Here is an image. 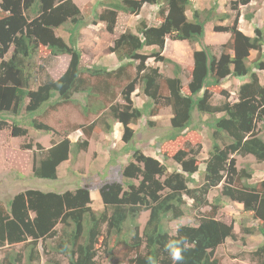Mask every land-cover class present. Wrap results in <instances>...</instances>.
Here are the masks:
<instances>
[{
	"label": "trees",
	"instance_id": "16d2710c",
	"mask_svg": "<svg viewBox=\"0 0 264 264\" xmlns=\"http://www.w3.org/2000/svg\"><path fill=\"white\" fill-rule=\"evenodd\" d=\"M250 1L231 0L230 9L235 11L231 24L213 26L215 31L230 33L217 55L203 44L208 21L230 18L228 13L216 12V1L198 9L192 7V0H99L102 10H95L90 22L103 23L110 34L116 28L118 12L139 15L146 4L157 7L158 22L141 18L135 29L118 34L110 48L115 64L82 67L76 39L88 20L73 0H0V128H10L13 136L26 135L23 124L48 133L53 129L37 119V115H45L46 108L80 103L84 114L102 110L98 120L76 126L84 139L72 142L64 135L46 149L36 144L40 157L34 162V177L56 179L57 167L70 155L87 149L97 126L111 134L113 122H119L121 140L127 147L136 134L132 125L156 115L161 106L171 110L170 127L162 141H175L200 128L207 129L210 139L200 182L193 175L199 173L196 156L201 144L193 147L186 141L171 155L180 170L169 171L164 162L142 148L129 152L130 160L120 170L123 180L98 187L100 209L91 206L90 182L62 192L26 189L16 193L5 207L0 204V247L25 244L23 253L10 256V263H20L22 255L26 264L38 261V241L55 236L49 248L65 256L67 264H101L99 248L117 264L120 259L127 264H172L164 246L180 237L188 241L183 264H222L214 252L227 238H235L233 225L215 216L225 197L240 203L242 216L257 222L252 229L244 217L240 221L245 223L244 233L257 231L263 237L251 255L255 264H264V178L251 181L254 169L248 164L238 167L235 158L252 156L264 162V86L257 74L264 69V28L255 26L249 36L237 26L238 7ZM63 24L69 25L67 40L56 34ZM166 37L200 45L192 51L193 65L186 82L181 65L162 54ZM40 46L50 56L67 55L69 60L58 78L45 73L32 87L35 67L42 69L36 64ZM146 47L151 49L148 55L143 52ZM251 50L256 52L253 59L249 58ZM147 57L170 63L172 74L164 75L157 66L147 65ZM232 77L249 79L238 86L234 100L220 88L222 80ZM138 86L140 105L133 97ZM215 90L224 98L217 104L210 101ZM75 94H82L83 104ZM6 114L11 115V125ZM203 115L207 119L201 120ZM161 158L169 156L163 153ZM218 185L220 192L209 201L210 189ZM185 196L196 212L201 213L204 206H209V212L201 213L194 224H178L171 232L167 222L185 215ZM143 211L148 217L140 227L138 218Z\"/></svg>",
	"mask_w": 264,
	"mask_h": 264
},
{
	"label": "rangeland",
	"instance_id": "374dc122",
	"mask_svg": "<svg viewBox=\"0 0 264 264\" xmlns=\"http://www.w3.org/2000/svg\"><path fill=\"white\" fill-rule=\"evenodd\" d=\"M99 0H73V2L81 9L83 16L88 20L87 25L79 30V34L76 39V45L80 49L81 59L80 65L82 67H90L92 65H112L114 64V55L110 51L114 38L122 31L126 29H135V26L139 19L146 18L151 19L154 23H157V7L143 5L139 15H133L123 12H118L117 24L112 34L105 30L104 24L101 22L91 23L93 12L102 10ZM108 1V0H103ZM216 0H192V7L196 5L201 7H209ZM231 0H218V5H222V9L229 11L230 19L228 21L231 24L235 11L230 9ZM238 13H240V20L242 28L245 30H253L255 26L264 28V0H255L250 5H240L238 7ZM250 14V18L245 16ZM191 16V13L188 12ZM215 22H211L206 25V34L208 36L215 37V30L213 26ZM68 24H63L56 29V34L62 36L65 40L68 39ZM165 49L162 54L165 57L173 59V57H183L184 71L182 73L183 81L186 82L185 76L188 75V57H191V50L188 44L181 43L166 37ZM203 44H206L205 37L203 38ZM214 53H219L221 50L220 44L212 45ZM151 49L146 47L143 52L147 55ZM256 55V52H252ZM254 57V56H252ZM181 59V58H180ZM69 56L59 55L50 56L48 50L40 46L37 56L36 64L41 65L42 69L35 67V79L32 87H35L44 79L45 73L51 78H58L66 69ZM174 60V59H173ZM264 60V56H263ZM176 61V60H175ZM147 65L157 66L161 73L164 75L172 74V65L165 62H156L152 57H147L145 60ZM131 75L134 73V69H130ZM235 84L231 85V90ZM140 87L138 86L133 92L134 101L136 105L142 103V99L138 97L137 93H140ZM229 99L234 100L236 98L235 93H229ZM74 97L84 103L82 94H75ZM223 96L219 90H215L212 93L211 102L213 104L223 101ZM118 101L121 99L118 97ZM102 111V110H101ZM86 113L81 110L79 104H65L59 106L55 110L46 108L44 114L37 115V119L48 124L53 131L44 132L41 130H35L27 125H22L27 129V133L24 136H13L10 132V128H0V204L6 206L8 200L12 198L16 193L24 191L26 189H37L40 191H54L62 192L64 190H73L80 185H84L90 182V197L92 199L91 206L94 209H100L102 207L101 200L98 194V187L104 182L122 181L120 176V170L124 163L130 160L129 152L135 148H142L145 154L154 156L161 162H164L169 171L180 170L179 164L175 163L171 155L179 148L183 147L186 141H189L193 147L197 144H201V150L196 156V163L199 169V173L193 175V177L200 182L202 174L200 171L204 169L205 160L207 158L208 151L210 149V139L206 128H200L196 131H188L184 136L176 139L175 141H162L164 136L170 127L171 110L169 106H161L158 113L154 116H148L147 119H142L132 127L136 130V134L132 141L126 145L121 140V126H118L116 130V122H113V132L111 134L106 133L100 126L94 128L92 135L88 138V146L85 151H79L75 156H69V158L63 161L57 167L56 179H43L33 176V167L36 159L40 157V151L37 149L36 144H40L44 149L48 148L53 142L60 140L64 135L75 142L82 140L85 135L80 129H77L79 124H87L93 120L99 119V113ZM7 122L12 124L11 115L6 114ZM19 119L20 116H17ZM208 115H203L200 119H207ZM195 121L198 116L195 112ZM74 129V130H73ZM126 147V148H125ZM125 148V149H124ZM165 153L169 156L166 160L161 158ZM236 163L238 167L245 164L250 165L254 169V175L252 177L253 182L259 181L264 178V162H257L252 156L240 157L236 156ZM189 186H193L189 184ZM221 185L210 189L207 198L209 201L212 197L220 192ZM186 210L185 215L177 220L168 221V227L171 232L175 230L178 224H194L195 220L201 213H208L209 206H204L196 212L192 208V200L185 196ZM223 204L215 215L216 218L223 220L226 223L233 225L235 238H227L225 242L219 245L214 255L220 260L222 264H255L254 258L251 253L256 246L263 241V237L254 231L251 234H246L242 230V225L246 223L249 227L256 228V222L250 216H242L241 205L237 202H231L225 197H222ZM148 217V212L143 211L138 218L140 227H142ZM244 219L241 224V219ZM249 223V224H247ZM59 226H57L58 228ZM56 241V237H49L43 240H39L37 248L39 251L38 261H34L31 264H50V260L58 261L60 264H67L65 256L54 253L50 250L49 246L53 245ZM25 244L5 245L0 247V264H13L9 262L10 256L20 252L23 253ZM98 260L101 264H117L111 261L106 252H103V248H99ZM118 253L121 258L122 250L118 248ZM118 264H127L123 259L119 260ZM14 264H26L25 258L22 255L20 263Z\"/></svg>",
	"mask_w": 264,
	"mask_h": 264
},
{
	"label": "crops",
	"instance_id": "0c3cea01",
	"mask_svg": "<svg viewBox=\"0 0 264 264\" xmlns=\"http://www.w3.org/2000/svg\"><path fill=\"white\" fill-rule=\"evenodd\" d=\"M217 1L218 0H216V3H217L216 12L219 13V14H224V13H228L229 14V11H225L224 9H222L221 8L222 5H220V4L218 5V2ZM254 1L255 0H251L250 2H248L247 4H245V6L246 5L253 4ZM195 8L202 9V8H208V7H205V6L204 7H201V6L196 5ZM188 12L189 11H187L186 14H187L188 18H191V16L188 15ZM234 15H235V13H234ZM229 19L230 18H226L225 20H222V21L221 20H210V21H208L205 24V35H204V37H205L206 45L211 46V44L212 45H214V44H220V46H221V45H223L224 43H226L229 40V38H230V33L229 32H218V31H214L215 32V37L208 36V34H206V25H208L209 23L215 22V24L226 25V24H229L228 23ZM237 26L246 35L251 36L253 34V30H251V29L245 30V28L244 29L242 28L241 20H240V13H239V16H238ZM166 39H165V42H166ZM175 41H178V42H181V43H185V44H188L187 46H190L191 57H188V66H187V70H188L187 73H189L190 70H191V68H192V65H193L192 51H193L194 48L199 49L200 48V45L197 44V43L196 44H189L186 40H175ZM164 49H165V44H164L163 51H164ZM263 51H264V46H263ZM252 52H253V50L250 51V56H249L250 59H253L256 56V55H253ZM218 54L219 53H217V55ZM176 56L177 57H173L174 61L176 60L175 62L179 63L181 65L182 69L184 70L185 67H183V60H184L183 57H180L179 55H176ZM252 56H254V57H252ZM115 63H116V60L114 61V64ZM257 74H258V78H259L260 83L264 86V69L263 70H258L257 71ZM248 80H249L248 78H242V79H237V78H233V77L232 78H226V79H224V80L221 81L220 88L226 90L228 93H237L238 86L241 83L246 82ZM232 84H235V86L233 88L235 90H233V91L230 88ZM116 123H117L116 124V130L118 131V126L119 125L121 126V124L119 122H116ZM237 204L241 205L240 203H237ZM241 208H242V205H241ZM247 224H249V223H247Z\"/></svg>",
	"mask_w": 264,
	"mask_h": 264
},
{
	"label": "clouds",
	"instance_id": "9594fccd",
	"mask_svg": "<svg viewBox=\"0 0 264 264\" xmlns=\"http://www.w3.org/2000/svg\"><path fill=\"white\" fill-rule=\"evenodd\" d=\"M187 244L188 241L185 237L171 239L166 242L164 251L170 257L172 264H183L185 258L184 253L188 251Z\"/></svg>",
	"mask_w": 264,
	"mask_h": 264
}]
</instances>
